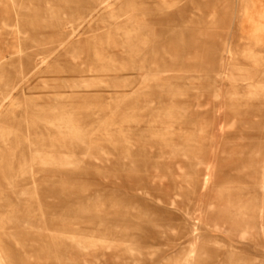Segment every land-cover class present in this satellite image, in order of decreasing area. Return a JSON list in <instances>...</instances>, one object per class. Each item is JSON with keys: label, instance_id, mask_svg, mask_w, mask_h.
Listing matches in <instances>:
<instances>
[{"label": "rangeland", "instance_id": "374dc122", "mask_svg": "<svg viewBox=\"0 0 264 264\" xmlns=\"http://www.w3.org/2000/svg\"><path fill=\"white\" fill-rule=\"evenodd\" d=\"M42 1L34 0L30 10L24 6L28 0H0V103L3 92L22 79V71L38 56L47 55L46 48L55 43ZM144 1L135 13L143 28L135 43H129L126 32L133 33L136 24L118 29L106 16L96 18L85 37L117 62L115 75L129 74L133 84L145 86L136 96L153 102L133 113L150 129L146 138L135 135L129 157L124 155L125 143H111L106 125L131 114L113 109L121 98L116 90L105 89L101 99L105 108L81 118L89 128L90 143L55 148L57 155L75 163L34 165L32 175L18 181L0 177V240L9 249L12 264H176L185 248L170 240L185 231L186 218L202 233L198 245L206 259L201 264H264V246L257 245L261 242L242 238L243 221L251 226L253 220L240 217L242 221L231 222L219 191L231 187L230 193L249 202L252 210L264 200V60L249 59L240 42L242 36L250 37L252 28L240 23L238 0ZM4 15L20 19L26 33L2 28ZM124 45L141 50L132 55ZM92 55L77 58L78 68L98 71L99 61ZM62 60L54 57L51 66L57 77L70 79L72 69ZM39 75L44 82L23 84V93L15 92L6 102L3 121L17 127L20 153L28 151L27 120L46 128L41 120L55 118L51 107L56 94L66 104L79 100L69 89L53 87L49 69ZM85 101L90 102L87 95L79 104ZM170 109L175 118L168 139L180 144L177 153L164 148L159 138L149 139L160 116ZM219 117L225 125L222 132L217 128ZM111 128L117 137V129ZM183 139L191 140L183 143ZM0 149L6 156L9 146L2 143ZM186 154H197L211 166L205 190L199 185L203 172L193 164L197 157ZM194 166L198 174L194 185H188L185 171ZM135 230L142 236L135 250L126 253L128 243L122 242L121 234ZM103 233L114 241L108 249L98 243ZM208 233H214L217 241L207 239ZM71 238L86 242L77 244ZM229 243L245 249L230 250Z\"/></svg>", "mask_w": 264, "mask_h": 264}, {"label": "bare ground", "instance_id": "6f19581e", "mask_svg": "<svg viewBox=\"0 0 264 264\" xmlns=\"http://www.w3.org/2000/svg\"><path fill=\"white\" fill-rule=\"evenodd\" d=\"M3 2L1 3L2 5L5 4ZM33 2L34 0H28V2L24 3V6L27 9L33 10ZM28 3H30V5H26ZM42 3L43 13L45 14L49 12L48 17L51 23L50 25L46 23V26L53 29L51 35L56 37L53 41L55 43L46 48L47 55L38 56L33 65L31 64L29 68L22 71V79L20 78L18 83L11 85L7 90L8 92H3L2 95L4 101L0 103V147L2 146V143L9 146V151L6 156L3 155V152L0 149V174L2 175L0 177L13 181H18L21 178L25 179L26 177L31 176L34 170V165L44 167L48 165H72L75 163V161L69 157L64 158L57 155L55 148L60 147L61 145H87L90 143V139L88 138L90 133L88 131L89 128H86L84 124L85 122L81 118L84 113H91L94 115L97 114L96 109H101L102 111L105 108L103 104L104 101L101 100L104 98L102 96V93L104 92L102 91L105 89L106 91H109L110 89L114 91L116 90L118 97L121 98L120 103H115L116 106L113 107V109L116 111L124 109V112L127 111L131 114L120 121L112 120V123L107 124L104 129L105 134L109 136L111 143H118L121 141L126 144L123 148L126 157L130 156L131 149L135 147V135L144 137L146 135L145 132L150 130H146L147 127L145 126V123L136 118L133 113L141 108H149L153 102V100L148 97L144 96L141 98V96H136V91L143 89L145 86L142 87V84H133V80H131L129 74L123 75L122 78L119 77L120 75H115L113 73V68L116 67L117 62L108 57L107 52L103 47L92 46L89 43V36L85 37L90 31L93 21L98 17L106 16V18H109L118 29L124 28L128 23H131L133 26L136 24L133 33L126 32L128 34L129 43H135V39L143 34V28L139 27L140 23L136 21L135 13L145 4V1L43 0ZM237 5L239 19H241L240 23L243 25H249L252 28V31L249 33L250 37L242 36L240 38V42L246 45L244 52L249 59L259 58L264 60V0H238ZM2 9H5L4 5L2 6ZM69 12H71V14ZM68 14L70 15L68 16ZM53 19L55 24L53 23ZM17 20L18 21H12L10 17L4 15L1 19V27L10 29L17 35H23L26 32L22 28L20 19ZM140 42L143 45H146V40H141ZM100 46H102V42H100ZM122 47H127L125 51L132 55L136 54V50H141V48H136L135 46L128 47L124 45ZM226 51L228 53L231 52L229 48H226ZM85 54L87 56L88 54H93L97 57L99 61L97 68L98 71H95L96 69H93V67L90 66L87 68H78L81 64H78L79 62L76 63V59H82L81 55ZM56 56L63 58L65 61H62L68 64L69 68L72 69V76L70 79L62 80L55 75L54 72L57 71L51 66V61ZM67 56L71 59L69 60L70 63L67 62ZM47 69H49V74L53 76V79H47L48 81H51L53 87L69 89L73 92V98L79 100H72L71 104H66L62 101V95L56 94L54 98L57 102L51 107L55 114V118L48 119L44 117L41 120L45 123L46 128L37 127L36 125L30 124L32 122L27 120L26 138L29 143L27 146L28 151L27 153H20L18 151V145L20 144H18V139H20L21 136H19L17 132V127L12 124L7 125L8 123H4L3 121V116L6 114V111H8L6 102L12 100L15 92H22L23 84L36 80H42L44 82L43 78L40 79L39 74ZM139 70H143V68ZM36 77L37 79H35ZM152 81L156 82L157 80ZM83 95H87V97L90 98V102L85 101L79 104L80 98H82ZM165 112L166 113L163 114L161 113L162 115L158 120V129L154 132H149V139L153 137L159 138L164 148L169 147L172 151L176 149L174 152L177 153L180 144L175 142V139H168L174 132L175 113L172 109H170L169 112ZM111 127L117 129V137L114 136L112 131L113 128ZM217 128L219 132H222L225 128L221 117H219ZM44 130L49 134L45 135L43 133ZM10 139H12L13 142ZM166 139L171 143H165ZM189 140L191 139H183V143L188 142ZM186 155L197 157L193 164L203 172L199 185L202 190H205L211 180V166L206 164V162L197 154ZM195 166L193 167V170L190 168V170L185 171L188 178V185H194L195 175L198 174L197 172L195 173ZM261 188L264 190L263 184L261 185ZM219 191H221L220 193L224 199L223 206L225 211H227V216H230L231 222H236L239 219L242 221V217L245 221H250V218L253 220V222L250 221L249 223L251 226L243 221L244 229L241 231L242 238L253 243L261 242L257 245L264 246V200H262L261 206L255 207L252 210L248 207L250 204L249 202L240 198L238 199L236 193L235 195L230 193L232 191L231 187H221ZM185 213L188 216L193 217L191 213L187 211H185ZM189 222H191V219L186 218L184 222L185 231L182 232L179 237H176V239L171 238L170 240L172 245L177 246L178 248L182 246V248H185L183 250L181 261H177L176 264H201L206 259L205 251L198 245L199 239L202 236V233H199L200 230L198 224ZM237 225H239L238 222ZM213 227L215 228H213L214 231L218 229L216 225ZM113 235L114 234H112V236ZM121 235L122 237H125L124 239H121L122 242L126 244L128 243L125 245L124 251L126 253H131L135 250L134 244L137 241V238H141L142 233L140 230L130 232L124 231ZM207 237V239L217 241V237L214 233H208ZM71 240L75 241L77 244L86 242L82 239L76 238H71ZM98 241L104 249H108L111 247L110 245L114 244L112 237L105 233L99 237ZM185 244L187 245L184 246ZM228 248L230 250L237 249L241 251L245 249V247L242 248L233 243H229ZM10 259L11 255L9 249L2 246L0 240V264H12Z\"/></svg>", "mask_w": 264, "mask_h": 264}]
</instances>
